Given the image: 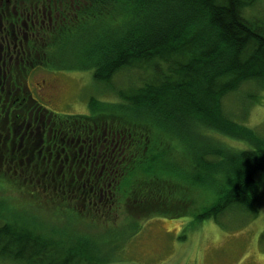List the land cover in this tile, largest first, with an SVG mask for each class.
Segmentation results:
<instances>
[{"label":"trees","instance_id":"trees-1","mask_svg":"<svg viewBox=\"0 0 264 264\" xmlns=\"http://www.w3.org/2000/svg\"><path fill=\"white\" fill-rule=\"evenodd\" d=\"M257 1L55 0L61 18L51 41L28 47L29 69L89 70L119 100L91 98L87 114H59L24 91L4 92L0 189L15 187L44 208L64 206L94 219L107 220L123 203L138 215L163 198V212L173 215L177 200L181 215L186 195L167 198L161 179L165 170L178 174L167 170L173 168L168 161L183 147L198 170L194 183L212 187L218 196L197 220L234 208L256 217L264 188V137L230 118L223 101L246 82L264 85V20L250 14ZM109 17L123 20L112 23ZM31 47L36 55L29 59ZM76 47L81 60L68 66ZM126 71L130 79L119 89L116 76ZM194 127L206 142L173 145L177 138L188 140ZM225 137L250 147L236 148ZM120 192L133 200L120 202ZM7 202L0 199V264H69L78 256L81 264H103L48 238L44 227L21 223L17 215H31L8 214Z\"/></svg>","mask_w":264,"mask_h":264},{"label":"rangeland","instance_id":"rangeland-1","mask_svg":"<svg viewBox=\"0 0 264 264\" xmlns=\"http://www.w3.org/2000/svg\"><path fill=\"white\" fill-rule=\"evenodd\" d=\"M13 1L23 3V0ZM24 1L25 4H36V0ZM250 14L264 20V0H258L254 8H251ZM15 16L17 17V14ZM121 20H123L121 17L107 18V21L112 23H119ZM38 37H43L40 43L53 39L43 33ZM9 38L14 43L19 42L15 34ZM31 39L32 37L26 39L22 44V48L27 52L30 45L36 46V43L30 44ZM0 50L2 51L1 47ZM70 53L66 61L68 66L81 60L78 47ZM35 55L31 47L29 59ZM25 56L24 50L20 52L18 61L22 64L16 68L22 76V82L29 84L30 90L24 89L25 95L32 94L36 101L52 112L87 114L91 98L104 103L119 100L114 92L96 82L89 70L62 68L60 71H50L35 68L31 71L27 64L29 60L25 61ZM129 76L130 71L116 76L115 83L119 89L126 88ZM42 79L48 83L45 92L42 91L41 94L38 91V82ZM33 86L36 90H31ZM223 106L230 118L255 129L264 137V85L244 83L237 91L224 98ZM193 131L188 140H182L180 137L174 140L173 145L179 146L178 141L182 144L199 143L198 140L206 142L205 134L202 133V138L198 139V135L200 137L201 134H197L196 127ZM223 140L236 148L250 147L244 141L226 137ZM181 149L178 148L175 158L168 161L173 168L167 169H175L178 174L174 175V172H171L169 175L165 170L167 176L165 180L164 177L161 180L167 198H182L186 195L188 206L182 216L177 213L182 210L180 201L177 200L176 205L170 204L173 215L163 212L167 208L165 202L168 200L164 198L155 202V206L149 207L147 211L141 210L134 216L127 211L123 203L116 207L113 216L106 217L107 220L84 217L64 206L59 209L57 205L51 204V207L44 208L41 206L44 202L19 193L15 187L6 191L1 188L0 199L8 200L5 203L8 214L28 213L31 217L17 215L18 221L33 229L44 227L51 233L50 236L46 235L48 238L66 242L68 249L79 248L90 262V259L92 261L97 259L103 264H264V188L256 205L258 208L256 217L242 212V209L234 208L235 210L223 212L217 218L197 220L196 216L205 208L212 207L218 201V196L212 187L200 184L197 186L194 183L198 182L195 177V174L198 176V170L194 169L195 165L192 164L189 155H185ZM189 171L193 177L190 181ZM137 179H140V176L134 178ZM189 182L191 188L188 187ZM131 191L133 195L134 188ZM120 194V202L125 198L128 201L133 200L131 195L124 197L121 192ZM80 260L81 256H78L69 264H81ZM8 262L4 264H14L12 261Z\"/></svg>","mask_w":264,"mask_h":264},{"label":"flooded vegetation","instance_id":"flooded-vegetation-1","mask_svg":"<svg viewBox=\"0 0 264 264\" xmlns=\"http://www.w3.org/2000/svg\"><path fill=\"white\" fill-rule=\"evenodd\" d=\"M22 2L25 4L24 0ZM35 2V5L26 3L23 6L21 2L0 0V42L2 44L0 47L3 51L0 50V96L4 92H21L27 88L30 90L29 84H24L20 80L21 74L16 69L22 64L18 61L20 52L24 50L25 58L28 55L26 49L22 48V44L31 37L30 44L40 43V39L43 37L39 38L38 35L41 33L47 34L50 39L53 38L55 21L56 19L60 20L61 11L55 7V0H36ZM12 34H15L19 39L18 43L10 40L9 36ZM32 47L35 48L36 46L32 45ZM47 83L48 81L45 79L38 82V91L41 94L42 91L45 92ZM33 89L35 86L31 88V90Z\"/></svg>","mask_w":264,"mask_h":264}]
</instances>
